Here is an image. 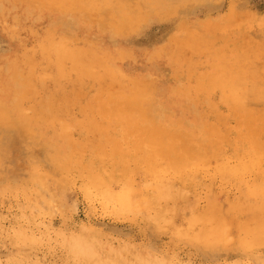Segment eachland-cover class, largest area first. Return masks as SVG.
I'll return each mask as SVG.
<instances>
[{"label":"rangeland","instance_id":"1","mask_svg":"<svg viewBox=\"0 0 264 264\" xmlns=\"http://www.w3.org/2000/svg\"><path fill=\"white\" fill-rule=\"evenodd\" d=\"M29 1H0V109L2 110H0V120L1 124L2 122L4 124L7 117V120L12 121L9 123L16 126L15 130H19L18 133L14 131L15 133L12 132L10 134V142L9 138L7 139L6 137L14 129H11V126L5 122L7 125L4 124V127L10 126L9 129L6 127L8 129L6 136L5 134H3L4 136L1 135V131L6 133L3 131L7 129L2 127L0 130V135L3 136L1 139L5 138V142H0L1 146H3L2 149L0 148V161H2L0 166L2 165L1 167L6 168V171L0 169V264H264V233L255 228L258 216H254V218L256 217L254 220L250 213V210L254 209L257 211L259 208L258 212L260 211L259 216L261 218L257 219L258 224L262 221L264 222V195L255 194L257 191L255 189H257L258 185L261 184L260 181L264 178L262 174L261 178L259 177L261 173L260 167L264 171V150H262L264 149V130L259 133L261 136L254 132L255 136L252 133L250 134L253 125L261 127L262 124V129H264V100L258 101V103L257 101H254L255 103L252 101L253 105L247 104V108L252 109L250 110L252 112H250L246 106L241 109L234 107L232 103L230 104L231 96L228 93L229 89L236 85L238 89H249L251 84L253 86L252 82L255 85L258 82L261 88L264 89V83H262L264 82V69H262L264 68V49H258L259 44H255L253 41L254 39H256V42L259 41V43L261 41L262 44L260 43V45L264 46V0H235V4L237 3L238 5H234V0H219L220 2L217 0L219 6L213 3L210 4V0H207L204 4H199L201 0H198L196 4L193 1V5H190L192 0H189L190 2L182 0L183 4L181 0H178L180 4L185 6H182V9H179L180 4L177 5L175 0H171V4L168 3L170 0H153V8L148 3L150 0H146L147 2L145 0H133L134 2H132L131 0L129 3L125 1V4L122 1V3L120 2V8L108 9L110 11L109 14H111L109 17L113 19L115 16V20L113 19L114 21L112 22V19L106 18V21L109 19V22L105 23H102L105 18L96 11V7L86 5V9L82 10V8H85V4L81 0H77V3L73 0L64 1V3L63 0H51V3L48 4L46 3L50 2V0ZM159 1H162L163 4H159ZM186 1L190 4H186ZM52 2L55 3H53L54 6ZM65 2L69 5L65 6ZM71 2H73L74 6L70 5ZM212 2L215 3L216 1L212 0ZM131 3H133L132 7H130ZM144 3L146 6L143 5ZM139 4L141 5L135 7V5ZM50 5H52V8H50ZM176 5L179 9L175 10L176 12H171L172 9H168H176ZM188 5L191 7L189 8ZM230 5H234V7ZM128 9L130 10L128 11ZM165 9H168V14ZM233 10H237L239 13L243 10V14L238 13L236 15V11L232 17L231 12ZM93 11L97 12L95 13L96 15H92ZM117 11H120L119 13L122 11V14L126 16L132 12L134 16L132 15L131 23H135L134 27H132L133 25H127L125 31L121 32L123 31V28L121 29L122 25H126V23L124 24L121 22L122 20L120 21ZM84 12H86L85 14L89 13L88 17L84 15ZM147 12L150 16L147 15ZM244 12L248 14L246 15ZM172 13L175 15L173 16ZM143 14L147 16L146 19ZM91 15L96 17H94L95 20ZM242 16L243 18H249L244 20ZM100 17H103V21ZM230 18H236V20L241 18L240 20H244L245 24L243 22L241 25L239 22L238 24L233 23L234 26L231 27L228 24L234 19L230 20ZM246 21H248L247 24L249 26ZM107 23L109 24L107 25ZM120 24H122L121 27L119 26ZM243 24L247 25L248 29ZM236 25L239 26L236 27ZM118 26L120 29H118ZM117 29L120 31L118 32ZM127 30H129L128 35H125ZM243 35H246L247 40L249 39L251 42L246 41L244 43L243 41L245 40L243 39L245 38ZM194 36L198 39L194 38ZM1 37H4V40ZM195 39L198 40L196 43L194 42ZM185 41H188V43ZM52 42H61L73 53V56L82 58L79 66L82 70L79 67L71 68L72 62L69 60L62 64L63 70H59L52 63L53 60L48 49V44ZM188 46L192 47L193 51ZM253 46L255 47L253 48ZM185 51H188V56H185ZM244 55L248 58L246 59ZM179 57H181L180 60ZM242 57L244 58L243 60ZM248 59H253L259 62V66L261 65V71L256 68L258 75H260L259 77L257 73H255L256 75L253 73L257 72L255 70L252 72L253 75L249 74V70L259 66L255 65L258 63L254 64V62L248 64ZM227 67L230 68L226 69ZM165 69L167 72L164 71ZM234 70H237L236 73ZM243 70L245 72L242 75L241 72ZM239 72L241 74L238 75ZM234 74L236 75L234 76ZM26 77H31L32 79L30 88L24 89L23 82ZM240 77L243 80V84L247 83V86L246 84L243 86L238 84L241 82ZM260 79L261 81H256ZM248 82L250 83L248 84ZM210 85L212 86L210 87ZM239 86L241 87L239 88ZM148 93L151 97L148 96ZM146 96H148L149 100L146 99L145 102L144 97L147 98ZM136 99L141 104L140 110L137 108H130L133 111L130 109L124 110L125 106L131 102L134 103ZM260 103H262L263 108L257 107L254 110L255 105L260 106ZM16 108L22 110V112L24 111L25 119L27 121L31 120L32 129L41 132L42 137L37 136L38 134H33L35 132L28 128L30 131L27 129L25 132L27 134L29 132L32 133L29 136L30 139H28L31 141H25L28 137L24 136L26 135L23 130L25 126H23V121L21 122ZM141 109L144 111L143 114H140L143 112ZM37 115H40V118L36 117ZM246 115H249V117H246ZM251 117L252 120L256 118V121L253 120L255 122L250 119L253 124H250L249 118ZM119 118H132L133 122H125L124 119L118 121ZM244 118L247 120H244ZM118 130L121 132L120 135L122 137L118 138L122 140L124 148L120 154L111 141L117 137L116 131ZM231 132L234 133L232 134ZM147 134L150 138L152 136L151 144L149 143L148 145L146 142L150 138L146 137ZM170 134L174 136L171 137ZM177 134L179 138L183 136L182 142L187 138L188 141L190 140L188 143L190 146L201 148L204 156H200V159H192V156H189V158L188 156H183V158L181 156L179 158L178 156H171L172 160L168 158L170 156H167V158L162 156L159 153L162 149L158 147L162 148L165 145L166 149L164 147L163 149L166 151H168V148L176 147L175 145L180 147L182 142H180V139H175ZM36 136V143L39 149L36 148L35 140H33L34 138L36 139ZM32 137L34 138L32 139ZM170 137L174 140L170 139ZM259 137H261L260 141L263 144L259 141ZM226 138H228L226 140L228 142L225 141ZM52 139L55 140L53 144L50 143ZM158 140L161 141L159 142ZM204 141L209 142V150L203 148L202 143ZM253 141L256 142L254 143ZM6 142L8 145L6 144L5 146ZM215 142L219 144L216 145L214 144ZM28 143H31L34 148L31 146L27 147ZM153 143L156 144L154 145ZM25 146L27 150H25ZM29 147H31V150ZM228 148L230 149L227 150ZM55 149L61 154H73V156H52L53 163H56L53 166L51 165L53 163L51 162L50 164V161L45 160L44 157H46V154L48 156V154L54 153ZM217 149L218 152L216 151ZM258 149L260 150L258 151ZM165 150L163 151L165 152ZM33 151L35 154L32 153ZM157 151L159 152L157 153ZM205 151L206 153L208 152L207 155ZM174 152L182 154L183 150L178 151L175 149ZM1 153L5 154V156ZM39 154L41 155L40 157ZM210 154L214 155L208 158L212 163L210 164L209 161L205 165L204 162L205 160L207 161L205 156L208 157ZM262 154L263 156L260 158ZM32 155L35 157V159L34 157L32 159L36 161L37 165L33 163L35 162L34 160L31 161L30 156ZM185 158L186 160H184ZM215 158L218 162L219 160H224V164L228 162V165L226 164L227 169H229L228 166H231L230 164H232L231 168L236 163L241 168L240 164L244 165L246 163L244 168L248 167L247 173L246 170L243 171V168L242 173H244V176L241 177L242 173L239 172L240 169L237 166H234V169L235 167L238 168L237 172L232 169L227 172L223 170L226 167L222 164L223 162L219 163L221 165L218 169L217 166L219 164H217L218 162ZM255 160H259V162L256 168L252 169L251 165H253L252 163ZM42 162L47 166H43ZM248 163L249 166H247ZM196 164L201 166V170L198 167L199 172L197 167H191ZM209 164L211 168H206ZM187 166L191 168L188 169ZM167 167L170 168L168 169L169 171L167 170L168 172L166 171ZM193 168L198 173L194 170V173L190 171ZM202 168L205 172L202 171ZM213 169L219 170V173L215 171L218 175L213 176L211 174L214 171ZM53 170L58 171L57 174ZM133 170H135V174L137 172V175L141 174H139V178H137V175L134 177L135 174H132ZM177 170L179 172L181 170V172L179 173ZM250 170H254L256 175L254 171L250 172ZM159 171H165L163 181L159 180L161 182H164L175 171L173 180L177 176L178 180L177 178L175 179L177 182L175 180V182L171 181V175L166 179H170V182H164V184H169L167 185L168 192L174 189L173 184L178 186V188L177 186L175 187L177 191H172L171 197L164 192L167 191V186L160 185V187H166L164 191L162 190L164 196H161V190H158L156 185L154 186L155 180L158 183V177L152 176H162L161 172L159 173L160 175L158 174ZM263 171L262 173L264 174ZM155 172L157 174H153ZM166 172L170 174L168 175ZM190 172L196 175L193 178L191 177L192 180H189ZM148 173L152 174H150L153 178L151 183L150 179L148 180ZM212 173L215 174L214 172ZM237 173L240 174L238 175ZM131 174L133 181L139 179V183L136 180L133 182L136 186L133 185L131 178H129ZM145 174L147 181L144 179L145 181L143 182ZM186 174L189 176L188 179L185 176ZM207 174L211 178L207 177ZM45 175L49 176V178L46 177L49 181L45 180ZM224 175L228 176L230 181H226L228 178H225ZM252 175L256 178L253 177L252 179ZM161 176L159 179L162 178ZM222 177L225 179L224 181ZM199 178L200 180H198ZM203 178H206L204 185L202 182V186H200V181H203ZM120 179L122 180L121 182ZM236 179L239 182L242 181V184L245 182L246 185L249 181H252V183L254 181V186L252 183L248 184L250 185L249 187L248 185L247 187H245L246 185L243 186L247 188V191L254 187L255 189L251 190L253 196L249 194L250 191L246 193L244 188L239 190L237 187L239 186L240 188L242 185L237 186L238 182ZM248 179L249 181L247 182ZM44 180L47 182L45 183ZM50 180H53V183ZM193 180L195 185H192V187L194 186L192 189L190 184L194 183ZM178 181L180 182L178 183ZM197 181L198 183L200 182L199 185ZM146 182H149L148 186L153 184L150 185L151 187L146 185L141 187L139 185ZM233 182H236V184ZM44 183L45 185L47 184L46 188ZM54 184L56 187H54ZM124 184L126 189L122 188ZM131 185L135 186V188ZM137 185L140 186H138L140 192L139 188L136 189ZM184 185L187 187H184ZM262 185H259L261 189L258 191L260 192H264V187H260ZM109 186H112V189H109ZM118 186H121L122 189ZM169 186H172V189H169ZM235 186L236 188H234ZM116 187L119 188L118 191ZM151 189H153V192ZM198 189L203 191L200 192ZM236 189L239 192H236ZM187 190L191 191L186 192ZM193 190L198 191L193 192ZM204 190L208 192V195L209 193L213 195L210 194L213 198L210 197L209 201L206 200L209 196H205L206 192ZM155 191L156 194H154ZM183 191L186 192V195H184ZM122 192H126V197L125 194H122L124 196L122 198ZM141 192L142 194H140ZM192 192L195 193V197L198 195V198L203 196L207 198L205 200L200 198L202 201L194 198L196 200L194 201ZM243 192L252 197L249 203L244 198L245 194ZM38 193L41 195H38L37 198L36 195ZM181 193H183V196H180ZM240 193H243V196ZM233 194L234 196H232ZM119 196L120 198H118ZM133 196L136 199L134 198V200L130 201ZM159 196L164 197L165 200L161 198L160 201ZM237 196L244 199H240L239 202ZM128 197L130 204H128L129 202L125 203ZM179 197H184V201L187 199L188 204L193 201L195 205L193 202L190 203L191 205L193 204V207L191 206L193 210L188 209L186 202V205L182 206L184 202L179 201L183 200ZM231 197L232 200L237 197L238 201L230 202ZM248 197L247 195L246 198ZM175 198H177L178 202ZM227 198L229 201H227ZM169 199L172 200L169 201ZM100 200L109 205L113 203L115 206L112 207L110 205L109 207V205L105 206L106 204L103 206ZM244 200H246V203ZM163 201L166 202L164 203ZM173 201L176 204L174 209L172 206L169 208L170 204H174ZM212 201L218 205L213 204ZM117 202L120 204H114ZM157 202L159 204L162 203L160 204L161 206L159 205L160 208L157 207ZM241 202L244 204V209H241L240 205L237 206L238 209L235 208L236 205H232H242ZM166 203L169 205H167L168 208L165 205ZM178 203L182 206L180 209ZM122 206L128 208L124 207L126 208L124 209ZM105 207H109L106 209L107 211L110 209L111 213L107 212ZM116 208L121 211L119 212ZM183 208L186 209L184 210ZM123 210H128L127 213L129 214H125ZM164 210L169 211L168 215ZM206 210L214 211L219 215V218H223L226 213H229V216L226 214L224 223H222V219L221 221L219 219L220 222L214 224L218 220L217 216L210 218L211 220L201 221L203 217H197V215L202 214ZM137 211H140L141 213H139L144 218L140 217L139 213H134ZM153 211L155 214H153ZM147 213L151 219L146 217ZM115 214L116 216H113ZM176 214L180 215V217L174 216ZM231 218H234V220L232 219L233 222H231ZM247 220L250 223V227L246 226ZM261 226L264 228V225ZM216 227H226L225 229H228V231L231 229V234L228 232L230 235L223 237L218 234V231L214 230ZM234 227L237 228L235 229ZM246 229H249L247 234ZM256 231L259 233L255 234ZM203 233H207L209 236V244H205L201 240L198 244L192 239L193 235ZM216 239L219 240L216 241ZM225 242L227 246H225ZM216 243L218 244L216 245Z\"/></svg>","mask_w":264,"mask_h":264},{"label":"bare ground","instance_id":"2","mask_svg":"<svg viewBox=\"0 0 264 264\" xmlns=\"http://www.w3.org/2000/svg\"><path fill=\"white\" fill-rule=\"evenodd\" d=\"M0 1H1V0H0ZM47 1H48V0H47ZM64 1H68V0H63V3H64ZM69 1H70V0H69ZM73 1H75V3H77V2H76L77 0H73ZM81 1H83V4H85V6H84L85 8H82V10H83V9L85 10L87 6H93V7H96V8H97L96 11H97L99 14H101V15L105 18V21L102 22V23L109 22V19H107L108 21H106V18H110L109 15H111V14H109V13H110V11L108 10L109 8H112V9L117 8V9H118V8H120V2L122 3V1H123L124 4H125V1H128V3L131 2V0H81ZM142 1H143V0H142ZM145 1H146V0H145ZM148 1H149V0H148ZM154 1H155V0H154ZM164 1H165V0H164ZM168 1H169V0H168ZM173 1H174V0H173ZM175 1H177V3H176L177 5L180 4V1H178V0H175ZM181 1H182V0H181ZM193 1L195 2L194 4H196V3L198 2V0H192V1H191L192 4H190V3H188V2H190V1L188 0V2L186 1V4L193 5ZM210 1H211V2H210ZM210 1H209L210 4L213 3V4L218 5L217 0H215V1H216L215 3L212 2V0H210ZM213 1H214V0H213ZM218 1H219V0H218ZM230 1H231V0H230ZM29 2H31V0H30ZM132 2H134V1L132 0ZM146 2H147V1H146ZM146 2H145V3H146ZM152 2H153V0H150V2H148V3L150 4L151 8H153V7H152ZM170 2H172V1L170 0L168 3H170ZM178 2H179V3H178ZM202 2H203V3H202ZM206 2H207V0H205V1H204V0H201V1H199V4H204V3H206ZM219 2H220V1H219ZM237 2H238V1H237ZM48 3H51V0H50V2L48 1L46 4H48ZM53 3H54V2H52V5H53ZM61 3H62V2H61ZM65 3H66V4H64L65 6H66V5H69V4H67V2H65ZM128 3H127V4H128ZM145 3H144L143 5H145ZM148 3H147V4H148ZM231 3H232V2H231ZM233 3H234V5H238L237 3L235 4V0H234ZM239 3H240V2H239ZM39 4L41 5V3H39ZM54 4H55V3H54ZM132 4H133V3L130 4V7H132ZM159 4H163V2H162V1H159ZM165 4H166V3H165ZM170 4H171V3H170ZM182 4H183V1H182ZM182 4L179 5V9H182L181 7L184 6V5H182ZM42 5H43V4H42ZM52 5H50V6H51L50 8H52ZM70 5H73V6H74L73 2H71ZM86 5H87V6H86ZM128 5H129V4H128ZM140 5H141V4H139V5H137V6L135 5V7H138V6H140ZM167 5H169V4H167ZM177 5H176V7L174 6L176 9H173V8H168V9H169V10L172 9L171 12H174L175 10L177 11V9H178V8H177V7H178ZM190 5H188L189 8L191 7ZM234 5H230V6H233V7H234ZM53 6H54V5H53ZM59 6H60V5H59ZM78 6H79V5H78ZM145 6H146V5H145ZM186 6H187V5H186ZM218 6H219V5H218ZM47 7H48V5H47ZM61 7H62V6H61ZM184 7H185V6H184ZM184 7H183V8H184ZM192 7H193V6H192ZM63 8H64V7H63ZM121 8H123V7L121 6ZM128 8H129V6H128ZM141 8H142V7H141ZM236 8H238V7L236 6ZM241 8H242V7H241ZM168 9H165L166 12H167ZM179 9H178V10H179ZM61 10H63V9H61ZM77 10H79V9H77ZM77 10H76V11H77ZM94 10H95V9H94ZM129 10H130V9H128V11H129ZM133 10H135V9H133ZM153 10H154V9H153ZM160 10H161V9H160ZM64 11H65V10H64ZM66 11H67V10H66ZM68 11H70V10H68ZM125 11H126V10H125ZM138 11H139V9H138ZM138 11H137V13H138ZM176 11H175V12H176ZM231 11H232V9H231ZM236 11H237V10H236ZM236 11L233 10V12H231L232 17H233V14L235 15V12H236ZM242 11H243V10H242ZM242 11H240V13L237 11V12H236V15H237L238 13H239V14H243ZM97 12H94V11H93L92 15H93V14L96 15L95 13H97ZM115 12H116V10H115ZM119 12H120V11H117V16H118V18L120 19V21L122 20V21H121L122 23H124V24L126 23V25H122V24L119 25L120 27H121V25H122L121 29L123 28V29H122L123 31H121V32H124V31H125V28L127 27V25H130V26L133 25L132 27H134V24H135V23H134V22H133L134 24L131 23L134 14L131 12L130 15H127V16H126V15L122 14V13H123L122 11H121V13H119ZM140 12H141V11H140ZM152 12H153V11H152ZM166 12H165V13H166ZM171 12H170V14H171ZM85 13H86V12H84V15H87L86 17H88V14H89V13H88V14H85ZM137 13H135V15H137ZM168 13H169V12H167V14H168ZM244 13H245V12H244ZM145 14H146V13H145ZM154 14H155V13H154ZM157 14H158V13H157ZM167 14H166V15H167ZM245 14H246V13H245ZM247 14H248V13H247ZM247 14H246V15H247ZM55 15H56V14H55ZM92 15H91V17L94 18L95 16H92ZM101 15H99V16H101ZM132 15H133V16H132ZM143 15H144V14H143ZM147 15H148V12H147ZM151 15H152V14H151ZM166 15H165V17H166ZM172 15H173V13H172ZM174 15H175V14H174ZM174 15H173V16H174ZM128 16H129V17H128ZM140 16H141V15H140ZM144 16H145V19H146L147 16H146V15H144ZM148 16H150V14H149ZM167 16H168V15H167ZM243 16H244V15H243ZM243 16H242V18H243ZM103 17H100V19L102 18V21H103ZM131 17H132V18H131ZM171 17H172V16H171ZM95 18H96V17H95ZM95 18H94V20H95ZM139 18L141 19V17H139ZM139 18H138V20H139ZM166 18H167V17H166ZM245 18H246V17H245ZM245 18H243V19L245 20ZM248 18H249V17H248ZM248 18H246V20H247ZM8 19H9V17H8ZM111 19H112V18H110V20H111ZM113 19L115 20V16H114ZM113 19H112V22L114 21ZM231 19H234L233 21H231L230 24H228V25L231 26V27L234 26V24H236V23L238 24V22H239L240 25L242 24V22L244 23V20H243V21L240 20L241 18H238V20H236V18H230V20H231ZM260 19H262V18H260ZM94 20H93V22H94ZM96 20H99V19H96ZM230 20H229V21H230ZM7 21H8V20H7ZM91 21H92V19H91ZM134 21H136V20H134ZM234 21H235V22H234ZM261 21H262V20H261ZM99 22H101V21H99ZM99 22H98V23H99ZM139 22H141V21H139ZM139 22H137V23L139 24ZM144 22H146V21H144ZM247 22H248V21H246V24H247ZM102 23H101V25H102ZM114 23H115V22H114ZM137 23H136V24H137ZM233 23H234V24H233ZM249 23H251V22L249 21ZM108 24H109V23H107V25H108ZM210 24H211V23H210ZM244 24H245V23H244ZM244 24H243V25H244ZM101 25H100V26H101ZM110 25H112V24H110ZM214 25H216V24H214ZM247 25H248V24H247ZM247 25H244V26H245V28L247 27V29H248V26H249V25H248V26H247ZM263 25H264V24H263ZM104 26H105V25H104ZM104 26H103V27H104ZM115 26H117V25H115ZM119 26H118V29H120ZM138 26H139V25H138ZM209 26H210V25H209ZM237 26H239V25H236V27H237ZM33 27H34V26H33ZM225 27H226V26H225ZM128 28H129V27H128ZM130 28H131V27H130ZM135 28H136V26H135ZM135 28H133V29H135ZM159 28H161V27H159ZM229 28H230V27H229ZM118 29H117V31L119 32L120 30H118ZM161 29H162V28H161ZM187 30H188V29H187ZM211 30H212V29H211ZM132 31H133V30H132ZM213 31H214V30H213ZM118 32H117V33H118ZM128 32H129V30L126 31L125 35H128ZM160 32H161V31H160ZM198 34H199V33H198ZM121 35H122V34H121ZM151 35H152V34H151ZM192 35H193V34H192ZM0 36H1V35H0ZM29 37L31 38V36H29ZM120 37H121V36H120ZM140 37H141V36H140ZM146 37H147V36H146ZM163 37H164V36H163ZM195 37H196V36H194V38H195ZM243 37L245 38V39H243V40H245V41H243L244 43H245L246 41H247V42H248V41L251 42V40H249V39L247 40L246 35H243ZM1 38L3 39L4 37H1ZM203 38H204V37H203ZM248 38H249V37H248ZM130 39H131V38H130ZM130 39H129V40H130ZM186 39H187V38H186ZM196 39H198V38L196 37ZM196 39H195V41H194L195 43H196V41H198V40H196ZM250 39H251V37H250ZM3 40H4V39H3ZM158 40H159V39H158ZM193 40H194V39H193ZM201 40H202V39H201ZM203 40H204V39H203ZM116 41H117V40H116ZM126 41H127V40H126ZM141 41H142V40H141ZM141 41H140V42H141ZM149 41H150V40H149ZM159 41H160V40H159ZM253 41L255 42V44H259L258 49H264V46L262 47V46L260 45V43L262 44L261 41H260V43H259L258 40H257L258 42H256V39H254ZM4 42H5V41H4ZM7 42H8V41H7ZM70 42H71V40H70ZM131 42H132V41H131ZM131 42H130V43H131ZM182 42H183V41H182ZM185 42L188 43V41H185ZM254 42H253V43H254ZM5 43H6V42H5ZM253 43H252V44H253ZM10 44H11V42H10ZM142 44H143V43H142ZM197 44H198V43H197ZM247 44H250V43H247ZM255 44H254V45H255ZM2 45H4V44H2ZM187 45H188V44H187ZM244 45H245V44H244ZM7 46H9V45H7ZM138 46H139V45H138ZM260 46H261V48H260ZM144 47H145V46H144ZM186 47H187V46H186ZM186 47H185V48H186ZM254 47H255V46H253V48H254ZM188 48H191V50H192V47L188 46ZM6 49H7V48H6ZM10 49H11V48H10ZM48 49L50 50V56H51V58H52V60H53L52 63H54V64L56 65V67L59 68V70H61V71L63 70L62 64H64V62H66V61H68V60L72 62V63H71V68H77V67L80 66V63H81L82 58H80L79 56H73V53H72L67 47H65L61 42H57V43L52 42V43H49V44H48ZM13 50H14V49H13ZM16 50H17V49H16ZM81 50H82V49H81ZM10 51H11V50H10ZM45 51H46V50H45ZM85 51H86V50H85ZM117 51H118V50H117ZM192 51H193V50H192ZM196 51H197V50H196ZM90 52H91V51H90ZM136 52H137V51H136ZM181 52H182V51H181ZM181 52H179V53H181ZM187 52H188V51H187ZM187 52L185 51V54H186L185 56H188V55H187ZM241 52H242V51H241ZM245 52H247V51H245ZM0 53H1V52H0ZM7 53H8V52H7ZM86 53H87V52H86ZM179 53H178V54H179ZM258 53L260 54V52H258ZM5 54H6V53H5ZM88 54H89V53H88ZM175 54H176V53H175ZM182 55H183V54H182ZM245 55H246V54H245ZM245 55H244V56H245ZM153 56H155V55H153ZM185 56H183V57H185ZM241 56H242V55H241ZM244 56H243V57H244ZM252 56H253V55H252ZM252 56H251V58H252ZM156 57H157V56H156ZM192 57H193V56H192ZM243 57H242V60L244 59ZM254 57H255V56H254ZM254 57H253V59H254ZM180 58H181V57H179V60H180ZM201 58H202V57H201ZM245 58L247 59L248 57L245 56ZM219 59H221V58H219ZM238 59H239V58H238ZM238 59H237V60H238ZM253 59H251V60H253ZM159 60H160V59H159ZM235 60H236V59H235ZM239 60H240V59H239ZM251 60H250V59L247 60V61L249 62L248 64H251L252 62H254V64H255V63H258V64H255V65L259 66V62H256V61H254V60L251 61ZM79 61H80V62H79ZM101 61H103V60H101ZM101 61H100V62H101ZM104 61H105V60H104ZM244 61H246V60H244ZM247 61H246V62H247ZM250 61H251V62H250ZM98 63H99V61H98ZM155 63H156V62H155ZM162 63H163V62H162ZM164 63H165V62H164ZM241 63H242V62H241ZM77 64H78V65H77ZM94 64L96 65V63H94ZM102 65H104V64H102ZM228 65H229V64H228ZM239 65H241V64H239ZM100 66H101V65H100ZM146 66H147V65H146ZM160 66H161V65H160ZM242 66H243V65H242ZM260 66H261V65H260ZM260 66H259V67H255V69H253V70H249V71H250L249 74L253 75V73H254V74L257 73V75H258V71H257V70L260 69V71H261L262 69H264V68L261 69ZM79 68L82 70L81 67H79ZM143 68H144V67H143ZM164 68H165V67H164ZM228 68H230V67H227L226 69H228ZM232 68H233V67H232ZM242 68H243V67H242ZM256 68H258V69L256 70ZM103 69H104V67H103ZM138 69H139V68H138ZM166 69H167V68H166ZM166 69H165L164 71H166ZM221 69H224V68H221ZM226 69H225V70H226ZM76 70H77V69H76ZM90 70H91V69H90ZM107 70H108V69H107ZM145 70H146V69H145ZM241 70H242V69H241ZM241 70H240V71H241ZM254 70L257 71V72H253ZM160 71H161V70H160ZM164 71H163V72H164ZM234 71H235V70H234ZM236 71H237V70H236ZM236 71H235V73H236ZM238 71H239V69H238ZM166 72H167V71H166ZM244 72H245L244 70L241 72L242 75L244 74ZM246 72H247V71H246ZM252 72H253V73H252ZM83 73H84V72H83ZM142 73H143V72H142ZM241 73L239 72L238 75L241 74ZM77 74H78V73H77ZM110 75H111V74H110ZM235 75H236V74H234V76H235ZM245 75H246V74H245ZM255 75H256V74H255ZM255 75H254V78H255ZM240 76H241V75H240ZM259 76H260V75H258V77H259ZM72 77H73V76H72ZM212 77H213V76H212ZM241 77H242V76H241ZM241 77H240V81L242 82L243 80H242ZM252 77H253V76H252ZM261 77H262V76H261ZM231 78H233V77H231ZM31 79H32L31 77H26V78L24 79V82H23V85H24L23 88H24V89L30 88ZM220 79H221V78H220ZM257 79H258V78H257ZM261 79H263V78H261ZM261 79H260V80H256V81H261ZM207 80H208V79H207ZM253 80H255V79H253ZM240 81H238V82H240ZM263 81H264V80H263ZM241 82L238 83V84H240V85H242V86L246 84V86H247V83L243 84V82H242V83H241ZM250 82H251V81H250ZM250 82H248V84H249ZM252 83H253V86H252V84H251V85L249 86V89H246V90L238 89V88H237V87H238L237 85L231 87V88L229 89V92H228V93L230 94V96H231V102H230V97H229V95H228L230 104L232 103V105H233L234 107H238V108H241V109H242V108H244L245 106H246V108H247V106H248L247 104H249V103H250L249 105H253L256 101H257V103H258V101L260 102L261 100H264V89L261 88V86L259 85L258 82H256V85H255L254 82H252ZM262 83H264V82H262ZM153 84H154V83H153ZM170 84H171V83H170ZM217 84H218V83H217ZM236 84H237V83H236ZM155 85H157V84L155 83ZM234 85H235V82H234ZM261 85H262V84H261ZM263 85H264V84H263ZM263 85H262V86H263ZM211 86H212V85H210V87H211ZM251 86H252V87H251ZM229 87H230V86H229ZM229 87H227V88H229ZM240 87H241V86H239V88H240ZM114 88H115V87H114ZM208 88H209V86H208ZM142 90H144V89H142ZM211 90H212V88H211ZM209 91H210V89H209ZM147 92H148V91H147ZM211 92H213V91H211ZM148 94H149V93H148ZM139 95L142 96L141 94H139ZM145 95H147V94H145ZM145 95H144V96H145ZM148 96L151 97L150 94H149ZM148 96H146L147 98L144 97V99H145L144 101H145V102H146V99L149 100ZM140 98H141V97H140ZM142 98H143V96H142ZM98 99H99V98H98ZM183 99H184V98H183ZM142 101H143V100H142ZM252 101H253V102L255 101V102L253 103ZM130 102H131V101H130ZM127 103H128V102H127ZM257 103H256V104H257ZM26 104H27V103H26ZM124 104H125V102H124ZM188 104H189V103H188ZM216 104H217V103H216ZM230 104H229V106H230ZM261 104H262V103H260V106H259V105H258V106L255 105L256 107H254V110H255V108H257V107H261V108H263ZM263 104H264V102H263ZM118 105H119V104H118ZM140 105H141V104L139 103L138 99H136V100L134 101V103L131 102L130 104H128L127 106H125V107H124V110H125V109L128 110V109H130V108H131V109H132V108H135V109L137 108V109L140 110ZM101 107H102V106H101ZM115 107H116V106H115ZM219 107H220V106H219ZM221 107H222V106H221ZM223 107H224V106H223ZM234 107H233V108H234ZM224 108H225V107H224ZM113 109H114V108H113ZM131 109H130V110H131ZM247 109H248L249 111L252 110V109H249V108H247ZM247 109H246V110H247ZM0 110H1V109H0ZM101 110H102V108H101ZM237 110H238V109H237ZM239 110H240V109H239ZM263 110H264V109H263ZM1 111H2V110H1ZM16 111H17V112L19 113V115H20V120H21V122L23 121V126H25L24 129H23L24 132H25V130H27L28 128H30V130H31L32 132H35V133H33V134H36V135L38 134L37 136L42 137L41 132H39V131H34V130L32 129V125H31L32 122H31V120L27 121V120L25 119L24 111L22 112V110H20V109H18V108H16ZM131 111H133V110H131ZM136 111H137V110H136ZM141 111H143V110L141 109ZM235 111H236V110H235ZM113 112H114V111H113ZM250 112H252V111H250ZM256 112H257V111H256ZM143 113H144V111H143L142 113H140V114H143ZM119 114H120V112H119ZM229 114H230V113H229ZM5 115H6V114H5ZM250 115H251V113H250ZM139 116H141V115H139ZM148 116H149V114H148ZM247 116L249 117V115H246V117H247ZM36 117L40 118V115H37ZM246 117H245V118H246ZM256 117H257V116H256ZM260 117H261V116H260ZM260 117H259V118H260ZM262 117H263V116H262ZM4 118H5V117H4ZM245 118H244V120H247V119H245ZM121 119H124L125 122H126V121L129 122V123H132V122H133V119H132V118H128V119H127V118H126V119H125V118H119L118 121L121 120ZM250 119L252 120V117L249 118V120H250ZM255 119H256V118H255ZM255 119L253 118V120H255ZM213 120H214V119H213ZM251 120H250V122H251ZM253 120H252V121H253ZM7 121H8V122H7ZM14 121H15V120H14ZM255 121H256V120H255ZM255 121H253V122H255ZM258 121H259V119H258ZM5 122H6L8 125H10L11 127H10V126H6L7 124H6ZM9 122H12V121L7 120V117H6V120L4 121V124H6L5 126L8 127V129H9V127H10L11 129H14V130H12L11 132L9 131L10 133H8V137H6L7 139L9 138V142H10V140H11V139H10V137H11L10 134H11L12 132L16 131V130H15L16 126H15V125H11L12 123H9ZM4 124H3V122H2V124H1V120H0V126L2 125V126L0 127V130L2 129V127H4ZM194 124H195V123H194ZM240 124H241V123H240ZM250 124H253V123L251 122ZM13 126H15V127H13ZM28 126H29V127H28ZM98 126H99V125H98ZM248 126H250V125L248 124ZM251 126H252V125H251ZM6 127H4V128H6ZM146 127H147V126H146ZM220 127H221V126H220ZM4 128H3V129H4ZM22 128H23V127H22ZM154 128H155V127H154ZM6 129H7V128H6ZM8 129H7L6 131H5V130L3 131V132H6V133H2V131H1V135L5 134V136H6V134H7V132H8ZM11 129H10V130H11ZM18 129H19V128H18ZM18 129H17V130H18ZM155 129H156V128H155ZM247 129H248V128H247ZM251 129H252V132H250V134L252 133V135H254L253 132L259 135V133L261 132V130H264V129H262V124H261V127L253 125ZM23 130H22V132H23ZM28 130H29V129H28ZM30 130H29V131H30ZM18 131H19V130H18ZM18 131H16V133H18ZM150 131H151V130H150ZM158 131H159V129H158ZM158 131L156 130L157 133H158ZM243 131H244V130H243ZM24 132H23V133H24ZM153 132H155V131H153ZM156 132H155V133H156ZM161 132H162V131H161ZM161 132H160V133H161ZM208 132H209V131H208ZM215 132H216V131H215ZM221 132H222V131H221ZM248 132H249V131H248ZM14 133H15V132H14ZM25 133H26V132H25ZM25 133H24V134H25ZM120 133H121V132H120L119 130L116 131V136H117V137H115V138H113V139L111 140V141L113 142V145H114L115 149H116V148L118 149L119 154L121 153V151L123 152V150H124L123 145H122V144H123V143H122V140L119 139V138H122L121 135H120ZM177 133H178V132H177ZM183 133H184V132H183ZM216 133H218V132H216ZM231 133L233 134L234 132H231ZM30 134H32V133L29 132V134L26 133V135H24V136L28 137V138L24 137V138H26L25 141H26V140H27L28 142L31 141V140H28V139H30V138H29ZM158 134H159V133H158ZM246 134H248V133H246ZM263 134H264V133H263ZM1 135H0V142L2 143V141L5 142V140H4L5 138L2 140L1 137H3L4 135H3V136H1ZM15 135H16V134H15ZM17 135H18V134H17ZM17 135H16V136H17ZM20 135H21V134H20ZM151 135H152V134H151ZM155 135H157V134H155ZM155 135H154V136H155ZM175 135H176V134H175ZM182 135H184V134H182ZM9 136H10V137H9ZM18 136H19V135H18ZM37 136H36V139L34 138L35 136L32 137V139L34 138L33 140H35V142H34V143H35V146H36L37 149H39V146H38L37 143H36ZM145 136H146V135H145ZM160 136H161V135H160ZM170 136H171V134H170ZM173 136H174V135H173ZM173 136H171V137H173ZM216 136H217V135H216ZM234 136H235V135H234ZM234 136H233V137H234ZM247 136H248V135H247ZM254 136H255V135H254ZM259 136H261V135H259ZM12 137H13V136H12ZM14 137H15V136H14ZM21 137H22V135H21ZM39 137H38V138H39ZM118 137H119V138H118ZM146 137H147V138H150L148 134H147ZM146 137H145V138H146ZM155 137H156V136H155ZM161 137H162V136H161ZM171 137H170V139H173V138H171ZM175 137H176V136H175ZM184 137H185V136H184ZM186 137H187V135H186ZM186 137H185V138H186ZM217 137H218V136H217ZM252 137H253V136H252ZM263 137H264V135H263ZM147 138H146V139H147ZM151 138H152V136H151ZM151 138H150V139H147V141H148V142H146L147 145L150 143ZM162 138H163V137H162ZM182 138H183V136H182V137L180 136V138H179V135L177 134V137H176L175 139H180V142H182ZM248 138L250 139L249 136H248ZM260 138H261V137L258 138L259 141H260ZM227 139H228V138H226L225 141H226ZM252 139H253V138H252ZM252 139H251V140H252ZM258 139H256V140L258 141ZM153 140H154V139H153ZM173 140H174V139H173ZM222 140H223V138H222ZM247 140H248V139H247ZM27 141H26V142H27ZM54 141H55V140L52 139V142H50V143L53 144ZM158 141H159V140H158ZM158 141H157V142H158ZM160 141H161V140H160ZM160 141H159V142H160ZM189 141H190V140H189ZM189 141H188L187 138H186L185 140H183L182 144L180 143V144H181L180 147H179L178 145H175L176 147H174V148H168V151L165 150L166 147H165V145H163V144H164V143H163V144H161V145H163V147H164L165 149H163V147L161 148V147H158V146H157L158 148L162 149L161 152L157 151V153L159 152L162 156H166V158H167V156H170V157H168V158H170V160H172V159H171V156H174V157H175V156H178V158H179L180 156H181V158H183V156H188V158H189V156H192V157H191L192 159H195V158L200 159V156H204V154H202V152H201L202 149H201V148H195V147H193V145L190 146V144H188ZM230 141H231V140H230ZM259 141H258V142H259ZM7 142H8V141H7ZM7 142L5 143V146H6V144L8 145L9 142H8V143H7ZM128 142H129V141H128ZM144 142H145V141H144ZM163 142H164V141H163ZM226 142H228V141H226ZM253 142H254V141H253ZM255 142H256V141H255ZM255 142H254V143H255ZM260 142H262V141H260ZM24 143H25V142H24ZM254 143H253V144H254ZM29 144H30V145H29ZM150 144H151V143H150ZM153 144H154V143H153ZM155 144H156V143H155ZM155 144H154V145H155ZM214 144L218 145L219 143L215 142ZM230 144H231V143H230ZM259 144H260V143H259ZM262 144H263V142H262ZM23 145H24V144H23ZM170 145H171V144H170ZM239 145H240V144H239ZM255 145H256V144H255ZM263 145H264V144H263ZM0 146H1V144H0ZM28 146H31V147L34 148V146L31 145V143H28V144H27V147H28ZM37 146H38V147H37ZM168 146H169V145H168ZM202 146H203V148L209 150L208 148L210 147V144H209V142L204 141V142L202 143ZM260 146H261V144H260ZM27 147L25 146V150H27V149H26ZM31 147H29L30 150H31ZM42 147L45 148L46 146H42ZM178 147H179V148H178ZM224 147H225V146H224ZM258 147H259V146H258ZM263 147H264V146H263ZM0 148L2 149L3 146H1ZM36 148H35V150H36V155H37L38 153H37V149H36ZM136 148H137V145H136ZM256 148H257V147H256ZM260 148H261V147H260ZM1 149H0V152H1ZM29 149H28V150H29ZM113 149H114V148H113ZM138 149H139V147H138ZM175 149L178 150V151H182V150H183L182 154H176L177 152H174ZM229 149H230V148H228L227 150H229ZM163 150H165V152H164ZM227 150H226V151H227ZM259 150H260V149H258V151H259ZM262 150H264V149H262ZM262 150H261V151H262ZM216 151L218 152V149H217ZM226 151H225V153H226ZM230 151H231V150H230ZM38 152H39V151H38ZM44 152H45V151H44ZM51 152H52V151H51ZM51 152H49V153H51ZM114 152H115V151H114ZM114 152H113V153H114ZM262 152H263V151H262ZM32 153H34V151H33ZM40 153H42V152H40ZM46 153H48V152H46ZM113 153H112V154H113ZM155 153H156V151H155ZM207 153H208V152H207ZM207 153H206V151H205V154H206V155H207ZM214 153H216V152H214ZM1 154H3V153H1ZM34 154H35V153H34ZM81 154H82V153H81ZM228 154H229V153H228ZM256 154H257V153H256ZM263 154H264V152H263ZM263 154L260 156V158L263 156ZM36 155H35V156H36ZM44 155H45V154H44ZM151 155H152V154H151ZM211 155H212V154L208 155V157L205 156V159H207V161L205 160V162H204L205 165H206V163L208 164L209 161H210V162H209L210 164L212 163L211 160H208V158H210ZM257 155H258V154H257ZM257 155H256V156H257ZM0 156H1V155H0ZM3 156H5V154H3ZM37 156H38V155H37ZM40 156H41V155L39 154V157H40ZM48 156H50V157H49V160H48ZM48 156H47V154H46V157H44V159H45V160L47 159V161H50V164H51V162L53 163V158H52V156H73V154H61L58 150L55 149L54 153H52V154H48ZM212 156H214V155H212ZM215 156H217V155L215 154ZM30 157H31V161L35 159V157H34L33 155L30 156ZM33 157H34V159H32ZM206 157H207V158H206ZM244 157H245V156H244ZM164 158H165V157H164ZM212 158H213V157H212ZM216 158H217V157H216ZM216 158H215V159H216ZM256 158H258V157H256ZM260 158H258V159H260ZM263 158H264V157H263ZM0 159H1V158H0ZM4 159H5V158H4ZM37 159H38V157H37ZM150 159H151V158H150ZM150 159H149V160H150ZM192 159H191V160H192ZM201 159H203V158H201ZM222 159H223V158H222ZM244 159H245V158H244ZM254 159H255V158H254ZM254 159H253V160H254ZM28 160H30V159H28ZM163 160H164V159H163ZM168 160H169V159H168ZM170 160H169V161H170ZM181 160H182V159H181ZM184 160H186V158H185ZM249 160H250V159H249ZM34 161H35V160H34ZM47 161H46V162H47ZM93 161H94V160H93ZM178 161H179V160H178ZM197 161H198V160H197ZM216 161H217V159H216ZM223 161H224V160H222V161L219 160V162L217 161V162H218L217 164H219L220 162L222 163ZM255 161H257V160H255ZM255 161H253L254 163L251 162L253 165L250 164L252 169H253V168H256V165H258L259 160H258L257 162H255ZM1 162H2V161H0V163H1ZM40 162H41V161H40ZM40 162H39V163H40ZM171 162H172V161H171ZM171 162H170V163H171ZM186 162H187V161H186ZM189 162H191V161H189ZM202 162H203V161H202ZM33 163L36 164V161L33 162ZM39 163H38V164H39ZM48 163H49V162H48ZM179 163H180V162H179ZM183 163H184V162H183ZM195 163H196V161H195ZM225 163L227 164L228 162H225ZM243 163H244V162H243ZM42 164H43V166L46 165L44 162H42ZM200 164H201V163H200ZM210 164H209V166L207 165V167H206V166H205V167H206V168H211V167H210V166H211ZM222 164H224V162H223ZM226 164H224V165L226 166ZM229 164H230V163H229ZM245 164H246V163H244V165H245ZM259 164H260V163H259ZM36 165H37V164H36ZM51 165L54 166V165H56V163H53V164H51ZM57 165L59 166V163H58V162H57ZM159 165H160V164H159ZM175 165H176V164H175ZM196 165H197V164H196ZM196 165H195V166L192 165L191 167H194V168L197 167V171H198V167H199V170H201V168H200L201 166H199V165L196 166ZM215 165H216V164H215ZM220 165H221V164H219V166H217L218 169H219ZM224 165H222V166L224 167ZM227 165H228V164H227ZM230 165L232 166V164H230ZM238 165H239V164H238ZM244 165H241V164H240V167L242 166V167H241L242 169L239 168V166H237V163H236V165L233 164V167H232V168H231V166H230V167L228 166L229 169H227V166L224 167V168H223V167H221V168H223V170H226L227 172L230 171V169H232V170H234L235 172H237V171H238L237 169L239 168V169H240L239 172L242 173L243 171L246 170V173H247V168H248V167L245 169V168H244ZM262 165H263V162H262ZM1 166H2V165H1ZM1 166H0V169H4V171H6V168H3V167H1ZM46 166H47V165H46ZM49 166H50V165H49ZM155 166H157V165H155ZM155 166H154V167H155ZM165 166H166V164H165ZM165 166H164V168H165ZM168 166H169V165H168ZM189 166H190V164H189ZM212 166H213V165H212ZM234 166H237L238 168L235 167V169H234ZM247 166H249V163H248ZM253 166H254V167H253ZM36 167H37V166H36ZM139 167H140V166H139ZM191 167H190V168H191ZM205 167H204V169H205ZM214 167H216V166H214ZM217 167H216V168H217ZM45 168H47V167H45ZM45 168H44V169H45ZM145 168H147V167H145ZM151 168H152V167H151ZM151 168H150V169H151ZM159 168H160V167H159ZM162 168H163V166H162ZM172 168H173V166H172ZM187 168L190 169L188 166H187ZM194 168H193L192 170H190V171H193V170L196 171ZM243 168H244V170H243ZM257 168H259V167L257 166ZM48 169H49V168H48ZM48 169H46V170H48ZM50 169H51V168H50ZM55 169H56V168H55ZM129 169H130V168H129ZM160 169H161V168H160ZM168 169H170V168L167 167L166 171H167ZM185 169H186V168H185ZM249 169H250V168H249ZM7 170H9V169H7ZM42 170H43V167H42ZM56 170H57V169H56ZM95 170H96V169H95ZM161 170H162V169H161ZM211 170H212V169H211ZM213 170H214V171H212V172H214L215 174H213L212 172H211V174H212L213 176H214V175H218L216 172L219 173V170H218V171H216L215 169H213ZM220 170H221V169H220ZM223 170H222V172H223ZM236 170H237V171H236ZM242 170H243V171H242ZM259 170L261 171V173H260V175H259V173H258V175H259V177L261 178V174H262V175H264V174L262 173L263 170H261V167H260ZM259 170H258V171H259ZM2 171H3V170H2ZM30 171H31V170H30ZM48 171H50V170H48ZM53 171L56 172L55 170H53ZM127 171H129V170H127ZM143 171H144V170H143ZM155 171H156V170H155ZM168 171H169V170H168ZM168 171H167V172H168ZM170 171H171V170H170ZM177 171H178V170H177ZM186 171H188V170L186 169ZM186 171H185V173H187ZM194 171H193V173H194ZM197 171H196V173L199 172V171H198V172H197ZM202 171H204L203 168H202ZM202 171H201V172H202ZM206 171H207V170H206ZM215 171H216V172H215ZM251 171L253 172L254 170H250V172H251ZM50 172H51V171H50ZM57 172H58V171H57ZM57 172H56L55 174H57ZM134 172H135V170H133L132 174H133ZM136 172H137V171H136ZM160 172H161V173H160ZM167 172H166V174H168ZM174 172H175V171H174ZM174 172L172 173V175L169 173V174L172 176V178H171L172 180H171V181H174V180L177 178V176H175L176 178H174V180H173V174H174ZM178 172H179V171H178ZM178 172H177V174H178ZM180 172H181V170H180ZM180 172H179V173H180ZM182 172H183V171H182ZM204 172H205V171H204ZM227 172H226V173H227ZM254 172H255V171H254ZM263 172H264V171H263ZM33 173H34V172H33ZM137 173H138V172H137ZM137 173H136V174L134 173V174H135L134 177L137 175ZM143 173H144V172H143ZM159 173L162 174V176H161ZM193 173L190 172V179H189V180H192V178H193L194 176H196V175L193 174ZM202 173H203V172H202ZM248 173H249V171H248ZM59 174H60V173H59ZM132 174H131V176H130L129 178H131L132 183H133L136 179L133 181V178H132L133 176H132ZM139 174H140V173H139ZM139 174L137 175V178H139V177H138ZM150 174H151V173H150ZM150 174L148 173L149 178L147 177L148 180L150 179V180H149L150 183L153 181V178H152V177H158V179H157V178H154V179H157V180H158V183L160 182L161 184H160V183H159V184L156 183L157 181L155 180V183H156V184L154 183V186L156 185V186L158 187V190H161V194H162V192L165 190L166 187H160V185H162V184L165 185V186L169 185V184H164V182H165V181L170 182V179L166 180L167 178H169L170 175L168 174L169 176H168L166 179L164 178L165 181H164V182H161V181H159V180H162V179H163V175L165 174V171H164V172H163V171H159V172H158V174L162 177L161 179H159L160 176L154 175V176L151 177ZM153 174H157V173L155 172V173H153ZM177 174H176V175H177ZM182 174H183V173H182ZM188 174H189V173H188ZM191 174H192V176H191ZM237 174L239 175L240 173H237ZM243 174H244V173H242V176H241V177L244 176ZM250 174H251V173H250ZM250 174H249V175H250ZM140 175H141V174H140ZM151 175H152V174H151ZM202 175H203V174H202ZM205 175H206V173H205ZM207 175H208V174H207ZM249 175H247V176L249 177ZM255 175H256V172H255ZM43 176H44V174H43ZM56 176H58V175H56ZM142 176H143V175H142ZM144 176H145V177H144ZM144 176H143V177H144V178H143V182L146 180V179H145V178H146V174H145ZM165 176H166V175H165ZM181 176H183V175H181ZM185 176H186L187 179H188L189 176H188L187 174H186ZM200 176H201V175H200ZM203 176H204V175H203ZM228 176H229V174H228ZM228 176L226 177V175H224L225 178H228ZM234 176H236V175H234ZM234 176H233V177H234ZM46 177L49 178L48 175H45V180L47 179ZM191 177H192V178H191ZM207 177H210V175H208ZM207 177H206V178H207ZM241 177H240V178H241ZM253 177H255V176L252 175V179H253ZM262 177H263V176H262ZM179 178H181V177H179ZM184 178H185V177H184ZM197 178H198V177H197ZM206 178H205V179H206ZM210 178H211V177H210ZM235 178H236V177H235ZM255 178H256V177H255ZM257 178H258V176H257ZM141 179H142V177H141ZM144 179H145V180H144ZM151 179H152V181H151ZM181 179H182V178H181ZM201 179H202V176H201ZM205 179L203 178V181H200V182H201V185H200V186H202V182H203V185H204V180H205ZM244 179H246V178H244ZM244 179H241V180H244ZM258 179H259V178H258ZM263 179H264V178H262V180L260 181L261 184H259L260 182L258 183L259 185H262V184L264 185V180H263ZM45 180H44V182H45ZM47 180H48V179H47ZM127 180H128V179H127ZM131 180H130V181H131ZM138 180H139V179H138ZM138 180H136V182H138ZM177 180H178V178H177ZM183 180H184V179H183ZM189 180H187V182H189ZM195 180H196V178H195ZM198 180H200V178H199ZM222 180L224 181L225 179L222 177ZM227 180L230 181L229 178L226 179V181H227ZM250 180H251V179H250ZM48 181H49V180H48ZM50 181H52V183H53V180H50ZM55 181H56V180H55ZM121 181H122V180L120 179V182H121ZM128 181H129V180H128ZM146 181H147V180H146ZM162 181H163V180H162ZM175 181H176V180H175ZM175 181H174V182H175ZM231 181H232V180H231ZM234 181H235V180H234ZM236 181H237V179H236ZM245 181H246V180H245ZM248 181H249V179L247 180V182H248ZM262 181H263V182H262ZM46 182H47V181H46ZM46 182H45V183H46ZM126 182H127V181H126ZM136 182H135V183H136ZM140 182H141V181H140ZM168 182H167V183H168ZM174 182H173V183H174ZM176 182H177V181H176ZM179 182H180V181H178V183H179ZM187 182H185V183H187ZM193 182H194V183H193ZM193 182H192L193 184H190L192 189L194 188V186L192 187V185H195V181H194V180H193ZM200 182H199V183H200ZM237 182H238L237 186H238V185H242V187H240V188H239V186L237 187L239 190H242V189L244 188V190L246 191V193L250 191L249 194H251V195L253 196L251 190L253 191L255 188L253 187V188H251L249 191H247V190H246L247 188H245V187H247V185H248L249 183H252V181H249V183H248L247 185L245 184V182H244V184H242V181H240L241 184H239V183H240L239 181H237ZM255 182H256V181H255ZM45 183H44V185H45ZM48 183H49V182H48ZM118 183H119V182H118ZM129 183H130V182H129ZM132 183H131V184H132ZM138 183H139V182H138ZM138 183H136V184H138ZM146 183H147V184H146ZM146 183H145V184H143V183L141 184V183H140L139 185H140L141 187H142L143 185H146L147 187H151L150 185L153 184V183H152V184H150V185L148 186L149 182H146ZM165 183H166V182H165ZM199 183H198V181H197V184H198V185H199ZM233 183L236 184V182H233ZM256 183H257V182H256ZM102 184H103V183H102ZM119 184H120V183H119ZM119 184H117V185H119ZM170 184H171V183H170ZM176 184H177V183H176ZM182 184H183V183H182ZM231 184H232V183H231ZM258 184H257V185H258ZM46 185H47V184H46ZM46 185H45V188H46ZM48 185H49V184H48ZM111 185H112V184H111ZM114 185H115V183H114ZM114 185H112V186H114ZM117 185H116V186H117ZM133 185H135V184L133 183ZM133 185H131V186H133ZM139 185H137L136 189H138V188L140 187ZM186 185H187V184H186ZM205 185H206V184H205ZM232 185H234V184H232ZM245 185H246V186H245ZM252 185L254 186V181H253ZM259 185H258V187L255 185V187H257V189H255V191L257 190V191L255 192V194H258V195H262V196H263V195H264V192L261 191V192H263V193L260 194L261 192L258 191L259 189H261V188H259ZM263 185L260 186V187L263 188V187H264ZM101 186H102V185H101ZM112 186H109V189H110ZM135 186H136V185H135ZM135 186H133V187L135 188ZM138 186H139V187H138ZM173 186H174V189H173V190L177 191V190L175 189V187H176L177 185L175 186V185L173 184ZM243 186H245V187H243ZM249 186H250V185H248V187H249ZM47 187H48V186H47ZM54 187H56L55 184H54ZM54 187H53V188H54ZM102 187H103V186H102ZM102 187H101V188H102ZM118 187L121 188V186H118ZM124 187H125V184H124V186H123L122 188H123V189H126V188H124ZM143 187H145V186H143ZM180 187H181V185H180ZM184 187H187V186L184 185ZM189 187H190V186H189ZM198 187H199V186H198ZM198 187H197V188H198ZM251 187H252V186H251ZM101 188H100V190H101ZM116 188H117V187H116ZM122 188H121V189H122ZM163 188H164V189H163ZM170 188L172 189V186H169V189H170ZM177 188H178V186H177ZM181 188H182V187H181ZM191 188H190V189H191ZM195 188H196V186H195ZM234 188H236V186H235ZM50 189H51V188H50ZM111 189H112V188H111ZM118 189H119V188H117V191H118ZM148 189H149V188H148ZM166 189H167V191H164V192H166L167 195H170V197H171V193H172L173 190H171V191L168 192V186H167ZM188 189H189V188H188ZM192 189H191V190H192ZM263 189H264V188H263ZM263 189H262V190H263ZM26 190H27V189H26ZM57 190H58V189H57ZM138 190H139V192H140V188H139ZM152 190H153V189H151V191H152ZM162 190H163V191H162ZM191 190H187L186 192L191 191ZM198 190H200V189H198ZM198 190H193V192L198 191ZM205 190H206V189H205ZM205 190H204V191H205ZM48 191H49V190H48ZM54 191H55V190H54ZM58 191H59V190H58ZM125 191L127 192V190H125ZM149 191H150V190H149ZM181 191H182V190H181ZM181 191H179V192H181ZM202 191H203V190H202ZM202 191L200 190V192H202ZM206 191H209V190H206ZM206 191H205V192H206ZM235 191L237 192L238 190L236 189ZM245 191H244V192H245ZM35 192H36V191H35ZM126 192H125V193H126ZM135 192H136V191H135ZM146 192H147V191H146ZM152 192H153V191H152ZM159 192H160V191H159ZM186 192L183 191L184 195H186V194H185ZM193 192H192V194H194V195H193V196H192V194H190V195L192 196V199H193L194 201H196L194 198L197 199V198H198V195H197V197H195V193H193ZM238 192H239V191H238ZM240 192H241V191H240ZM244 192H243V193H244ZM259 192H260V193H259ZM106 193L108 194V192H106ZM125 193H123V192L121 193L122 198H124L123 195H124ZM144 193H145V191H144ZM169 193H170V194H169ZM183 193H181V195H180V194H179V195H180V196H183V195H182ZM196 193H197V192H196ZM243 193H242V194H243ZM246 193H244V194H245V195H244V196H245L244 198H245V199L248 201V203H249V200L251 201V200H252V197H251L249 194H247L249 197L246 198V197H247ZM55 194H56V193H55ZM57 194H58V193H57ZM74 194H75V193H74ZM122 194H123V195H122ZM140 194H142V192H141ZM154 194H156V191L154 192ZM188 194H189V193H188ZM199 194H200V193H199ZM201 194H202V193H201ZM210 194L212 195V193H209V195H208V192H206V194H205V196H207V195L209 196L208 199H206L207 197L204 198L205 196H203L202 198L200 197V198H201L202 200H203V199H204V200L206 199V200L209 201V198L213 196V195L210 196ZM238 194H239V193H238ZM240 194H241V193H240ZM242 194H241V196H243ZM13 195H15V194H13ZM27 195H28V194H27ZM38 195H41V194L38 193V194L36 195L37 198H38ZM69 195H70V193H69ZM126 195H127V194H125V197H126ZM36 196H35V197H36ZM98 196H99V195H98ZM105 196H106V194H105ZM161 196H164V194H162ZM161 196H159L160 201H161V198H162V200L164 199V197H161ZM199 196H200V195H199ZM229 196H231V195H229ZM229 196H228V197H229ZM232 196H234V194H233ZM254 196H257V195H254ZM29 197H30V196H29ZM29 197H28V198H29ZM33 197H34V196H33ZM33 197H32V198H33ZM170 197L168 196V198H170ZM237 197H238V196H237ZM237 197H236V198H237ZM250 197H251V199H250ZM258 197L260 198V196H258ZM67 198H68V197H67ZM98 198H99V197H98ZM118 198H120V196H119ZM134 198H135V196H133V199H131L130 201L134 200ZM179 198H180V197H179ZM181 198H182V197H181ZM181 198H180V199H181ZM183 198H184V197H183ZM183 198H182V199H183ZM200 198H198V200H201ZM212 198H213V197H212ZM229 198H230V197H229ZM236 198L234 197L235 201H233L234 199L232 200V197H231L230 202H233V203H234V202L238 201ZM244 198H240V197H238L239 202H240V199L242 200V199H244ZM259 198H258V199H259ZM263 198H264V197H263ZM106 199H107V198H106ZM125 199H126V198H125ZM135 199H136V198H135ZM175 199L177 200V198H175ZM255 199H257V198H255ZM30 200H31V198H30ZM98 200H99V199H98ZM107 200H108V199H107ZM119 200H120V202L124 205V203L121 201V199H119ZM128 200H129V197H128V199H127V201H126L125 203H128V202H129ZM164 200H165V199H164ZM166 200H168V199L166 198ZM171 200H172V199H171ZM171 200L169 199V201H171ZM184 200H185V199H183V200H179V201H183V202H184V204H183L182 202H181V203L179 202L180 204H183L182 206L186 205V203L188 204V202H187L188 200H187V199H186V201H184ZM202 200H201V201H202ZM246 200H244L245 203H246ZM253 200H254V199H253ZM157 201H158V200H157ZM160 201H159V202H160ZM169 201H168V202H169ZM210 201H211V200H210ZM227 201H229L228 198H227ZM50 202H51V201H50ZM100 202H101V204H102L103 206H104L105 204H106L105 206H108V205H109L108 203H105L104 201H101V200H100ZM103 202H104V203H103ZM107 202H108V201H107ZM109 202L111 203L110 200H109ZM163 202L165 203L166 201H163ZM168 202H167V203H168ZM173 202H174V201H173ZM177 202H178V200H177ZM185 202H186V203H185ZM192 202H193V201H192ZM192 202L190 201V203H192ZM197 202H198V201H197ZM197 202H196V203H197ZM212 202H213V201H212ZM212 202H210V203L212 204ZM230 202H229V203H230ZM118 203H119V202L114 203V204L119 205L120 203H119V204H118ZM144 203H145V202H144ZM152 203H153V202H152ZM157 203H158V202H157ZM164 203H163V204H164ZM167 203L165 204L166 206L168 205ZM170 203H171V202H170ZM170 203H169V204H170ZM179 203H178V205H180ZM190 203L187 205L188 209H189V208L192 209L191 206L193 207V204H194V202H193L192 205H191ZM198 203H199V202H198ZM241 203H242V202H241ZM250 203H252V202H250ZM258 203H259V202H258ZM258 203H257V204H258ZM128 204H130V202H129ZM128 204H127V206H128ZM131 204H132V203H131ZM145 204H146V203H145ZM160 204H162V203H160ZM160 204L158 203V206H157L158 208H160V206H161ZM213 204H217V203H214V202H213ZM252 204H253V203H252ZM102 205H101V206H102ZM110 205H111L112 207L115 206V205H113V203L110 204ZM110 205H109V207H110ZM159 205H160V206H159ZM175 205H176V204H175V202H174L173 205L170 204V206H169V205H168V206H169V208L172 206V208L174 209V206H175ZM194 205H195V204H194ZM196 205H197V204H196ZM203 205H204V204H203ZM217 205H218V204H217ZM217 205H215V206H217ZM232 205H233V206L236 205L235 208H237V206L240 205V206L242 207L241 209H244V208H243V207H244V204H243V203H242V205H241V204H232ZM245 205H246V204H245ZM166 206H165V209H166ZM168 206H167V208H168ZM182 206H181V205L178 206L179 209H180V207H182ZM198 206H200V205H198ZM201 206H202V205H201ZM204 206H205V205H204ZM206 206H207V205H206ZM260 206H261V205H260ZM109 207H108V208H109ZM112 207H111V208H112ZM119 207H120V206H119ZM124 207H126V206H124ZM124 207L122 206V208H124ZM128 207H129V206H128ZM128 207H126V208H128ZM155 207H156V206H155ZM185 207H186V206H185ZM187 207H186V208H187ZM106 208H107V207H105V210L107 211L108 208H107V209H106ZM120 208H121V207H120ZM126 208H124V209H126ZM186 208H185V209H186ZM205 208H206V207H205ZM230 208H231V206H230ZM249 208H251V207H249ZM116 209L118 210V208H116ZM155 209H157V208H155ZM155 209H154V210H155ZM176 209H177V207H176ZM183 209H184V208H183ZM185 209H184V210H185ZM210 209H211V208H210ZM217 209H218V211L220 210L219 207H218ZM221 209H222V208H221ZM224 209H225V208H224ZM237 209H238V208H237ZM109 210H110V209H109ZM109 210H108L107 212L111 213V211H109ZM117 210H116V211H117ZM135 210H136V209H135ZM138 210H140V209H138ZM166 210H167V209H166ZM166 210H164V211H166ZM192 210H193V209H192ZM214 210H215V209H214ZM222 210H223V209H222ZM226 210H227V209H226ZM258 210H259V208L257 209V211H255L254 209H253L252 211L250 210V213L252 214L251 216H253V218H254V216H256V215L258 216V218L255 217V218H256V222H257V226H256L255 228H256V229H259L260 232L264 233V228L261 226V225H264V222H263V221L260 222L261 225H260V223L258 224V220L261 218V217L259 216V215H260V214H259L260 211L258 212ZM106 211H105V212H106ZM118 211L120 212L121 210L119 209ZM123 211H125V214H126L128 210H123ZM123 211H122V212H123ZM169 211H170V209H169ZM169 211H166V212H167V215H168ZM172 211H174V210H172ZM176 211H177V210H176ZM180 211H181V210H180ZM186 211H188V210H186ZM186 211H185V212H186ZM218 211H217V213H218ZM103 212H104V210H103ZM122 212H121V214H122ZM129 212H130V211H129ZM139 212H140V211H139ZM139 212L137 211V212H134V213H135V214H136V213L138 214ZM151 212H152V210H151ZM185 212H183V213H185ZM221 212H222V211H221ZM230 212H231V211H230ZM109 213H108V214H109ZM131 213H132V211H131ZM140 213H141V212H140ZM140 213H139V214H140ZM142 213H143V212H142ZM145 213H146V212H145ZM148 213H150V211H148ZM148 213H147V215H149ZM170 213H172V212H170ZM173 213H174V212H173ZM173 213H172V214H173ZM203 213H204V214H203ZM203 213L200 214V215H197V217H201V218L203 217V219H202L201 221H203V220H209L210 218H214V217L217 216V217H218V218H217L218 220H216L217 222H215L214 224L220 222L221 219H222V223H224V220H225L224 217H226V216L229 214V213H226L227 215L225 214L223 218H219V215L216 214L214 211L206 210V211H204ZM223 213H224V211H223ZM117 214H118V213H117ZM125 214H124V215H125ZM127 214H129V213H127ZM153 214H155L154 211H153ZM164 214H165V212H164ZM164 214H163V216H164ZM174 214H175V213H174ZM177 214H178V212H177ZM177 214L174 215V216H178ZM191 214H192V212H191ZM147 215H146V217H149V218H150V215H149V216H147ZM161 215H162V213H161ZM161 215H160V217H161ZM184 215H185V214H184ZM220 215H221V214H220ZM113 216H116V214L113 215ZM117 216H118V215H117ZM125 216H126V215H125ZM136 216H137V215H136ZM138 216H139V215H138ZM151 216H152V215H151ZM156 216H158V215H156ZM156 216H155V217H156ZM165 216H166V214H165ZM165 216H164V217H165ZM228 216H229V215H228ZM140 217H143V218H144V216H142V214H140ZM140 217H139V218H140ZM179 217H180V215L178 216V218H179ZM193 217H194V216H193ZM111 218H112V217H111ZM114 218H115V217H114ZM130 218H131V217H130ZM171 218H173V217H171ZM171 218H170V219H171ZM176 218H177V217H176ZM181 218H182V217H181ZM186 218H188V217H186ZM242 218H243V217H242ZM255 218H254V220H255ZM150 219H151V218H150ZM156 219H157V217H156ZM156 219H155V221H156ZM161 219H162V218H161ZM194 219H195V218H194ZM219 219H220V221H219ZM227 219L229 220L228 217H227ZM227 219H226V220H227ZM232 219L234 220V218H231V219H230L231 222H233ZM247 219H248V217H247ZM249 219H250V218H249ZM257 219H258V220H257ZM124 220H125V219H124ZM139 220H140V219H139ZM142 220H143V219H142ZM191 220H192V219H191ZM210 220H211V219H210ZM245 220H246V219H245ZM122 221H123V220H122ZM162 221H164V220H162ZM171 221H172V219H171ZM176 221H177V220H176ZM180 221H181V220H180ZM194 221H195V220H194ZM147 222H148V221H147ZM184 222H185V221H184ZM251 222H252V221H251ZM167 223H168V222H167ZM170 223H171V222H170ZM177 223H178V221H177ZM179 223H180V222H179ZM244 223H245V222H244ZM163 224H164V222H163ZM183 224H184V223H183ZM194 224H195V222H194ZM206 224H207V222H206ZM237 224H238V223H237ZM249 224H250V223H249L248 220H247V222H246V226L250 227ZM184 225H185V224H184ZM224 225L226 226V224H224ZM229 225H230V223H229ZM188 226H189V225H188ZM214 226H217V225H214ZM222 226H223V224H222ZM231 226L233 227V225H231ZM231 226H230V228H231ZM236 226H237V225H236ZM225 228H226V227H225ZM225 228H222V227H216V228H214V230H215V231H218V234H220L221 236L224 237V236H228L229 233L231 234V229H232V228H231V229L228 231V229H225ZM228 228H229V227H228ZM234 228L236 229L237 227H234ZM245 228H246V227H245ZM250 229H251V228H250ZM157 230H158V229H157ZM246 230H247V231H246ZM246 230H245V231H246V234H247V232H248L249 229H246ZM88 232H90V231H88ZM228 232H229V233H228ZM249 232H250V231H249ZM243 233H244V232H243ZM257 233H259V232L256 231L255 234H257ZM262 233H260V234H262ZM230 234H229V235H230ZM200 235H201V236H200ZM200 235L195 234V235L192 236V239L195 240L197 243L200 242V240H201V242H204L205 244H209V240H208L209 236L207 235V233H206V234L203 233V234H200ZM238 235H239V234H238ZM244 235H245V234H244ZM262 235H263V234H262ZM219 239H220V238H219ZM219 239H216V241L219 240ZM222 239H223V238H222ZM229 239H231V238H229ZM261 239H262V237H261ZM214 240H215V239H214ZM231 241H232V240H231ZM231 241H229V242H231ZM254 241H255V240H254ZM196 242H195V243H196ZM214 242H215V241H214ZM229 242H228V243H229ZM251 242H252V241H251ZM246 243H248V244H253V243H250V242H246ZM198 244H199V243H198ZM211 244H212V243H211ZM217 244H218V243H216V245H217ZM219 244H220V243H219ZM224 244H226L225 246H227V243H226V242H225ZM261 244H263V243H261ZM246 245H247V244H246ZM208 246H209V245H208ZM219 246H220V245H219ZM228 246H229V244H228ZM217 248H218V247H217ZM244 248H245V247H244ZM86 250H87V249H86ZM211 251H212V250H211ZM85 252H86V251H85ZM92 252H93V250H92ZM114 252H116V251H114ZM86 253H87V252H86ZM120 253H121V252H120ZM214 254H215V253H214ZM114 256H115V255H114ZM121 256H122V255H121ZM108 257H109V256H108ZM112 257H113V256H112ZM155 259H156V257H155ZM253 259H254V258H253ZM256 260H257V259H256ZM100 263H101V262H100ZM147 264H148V263H147Z\"/></svg>","mask_w":264,"mask_h":264}]
</instances>
